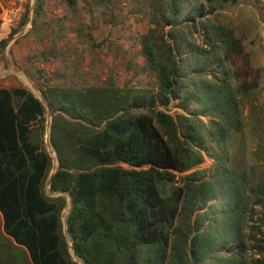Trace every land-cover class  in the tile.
<instances>
[{
	"label": "trees",
	"instance_id": "1",
	"mask_svg": "<svg viewBox=\"0 0 264 264\" xmlns=\"http://www.w3.org/2000/svg\"><path fill=\"white\" fill-rule=\"evenodd\" d=\"M47 2L35 0V18ZM237 3L152 5L141 41L154 90L44 86L46 108L26 88H0L2 230L32 264H80L65 236L69 196L67 230L87 264H264V181L231 155L250 91L231 61L242 40L219 11ZM48 110L59 161L49 192ZM207 158L211 171L199 169Z\"/></svg>",
	"mask_w": 264,
	"mask_h": 264
},
{
	"label": "rangeland",
	"instance_id": "2",
	"mask_svg": "<svg viewBox=\"0 0 264 264\" xmlns=\"http://www.w3.org/2000/svg\"><path fill=\"white\" fill-rule=\"evenodd\" d=\"M77 1L74 11L67 0H48L44 14L35 18V0H0V43L8 40L0 50V88H26L38 98L44 86L154 90L155 76L142 71L141 37L159 0ZM219 14V22L242 40L244 54L231 61L239 82L250 91L247 125L234 141L232 160L243 169L253 166L264 181V148L259 145L264 144V0H238ZM8 22L9 32L4 33ZM252 103L259 116L249 113ZM176 111L172 108L170 114ZM213 168L210 158L199 167ZM2 224L0 217V264H32L26 250L4 236Z\"/></svg>",
	"mask_w": 264,
	"mask_h": 264
},
{
	"label": "water",
	"instance_id": "3",
	"mask_svg": "<svg viewBox=\"0 0 264 264\" xmlns=\"http://www.w3.org/2000/svg\"><path fill=\"white\" fill-rule=\"evenodd\" d=\"M39 99L42 101V103L46 106V108H49L48 107V104H47V101L45 99V97L42 95V93H40L39 95ZM51 126H52V113L50 110H48V137H47V140H46V143H47V147H48V152L49 154L54 158L56 156V152H55V149L54 147L52 146V143H51V140H50V135H51ZM58 167H59V161L57 160V158L55 159L54 158V166H53V170H52V173L49 177V180L47 182V188L50 189V185L52 183V179H53V176L55 175V173L57 172L58 170ZM61 195H64L63 193H56L54 194V196H61ZM71 205H72V198L69 196V205L67 206V208L65 209V217H64V226H65V236H66V239H67V242L69 243L70 247H71V253L74 257V259L79 262L80 264H87L85 262H83L78 256L77 254L75 253V249H74V244H73V240L67 230V220H68V215L70 213V209H71Z\"/></svg>",
	"mask_w": 264,
	"mask_h": 264
},
{
	"label": "bare ground",
	"instance_id": "4",
	"mask_svg": "<svg viewBox=\"0 0 264 264\" xmlns=\"http://www.w3.org/2000/svg\"><path fill=\"white\" fill-rule=\"evenodd\" d=\"M9 27H10V23H6L5 26L3 27V31L4 33H8L9 32Z\"/></svg>",
	"mask_w": 264,
	"mask_h": 264
},
{
	"label": "crops",
	"instance_id": "5",
	"mask_svg": "<svg viewBox=\"0 0 264 264\" xmlns=\"http://www.w3.org/2000/svg\"><path fill=\"white\" fill-rule=\"evenodd\" d=\"M0 217H1V215H0ZM4 233V232H3ZM4 236L7 238V236L4 234ZM15 244V243H14ZM16 245V244H15ZM17 246V245H16Z\"/></svg>",
	"mask_w": 264,
	"mask_h": 264
}]
</instances>
